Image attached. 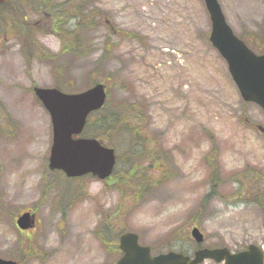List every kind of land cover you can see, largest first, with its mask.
Segmentation results:
<instances>
[{
  "label": "rangeland",
  "instance_id": "1",
  "mask_svg": "<svg viewBox=\"0 0 264 264\" xmlns=\"http://www.w3.org/2000/svg\"><path fill=\"white\" fill-rule=\"evenodd\" d=\"M219 2L235 33L264 52V0ZM210 31L204 0L0 6L1 257L115 264L124 231L154 254L264 248V110L242 98ZM98 82L107 103L83 135L114 146L118 162L103 179L68 177L49 168L52 121L34 87ZM27 210L35 222L20 230Z\"/></svg>",
  "mask_w": 264,
  "mask_h": 264
},
{
  "label": "water",
  "instance_id": "2",
  "mask_svg": "<svg viewBox=\"0 0 264 264\" xmlns=\"http://www.w3.org/2000/svg\"><path fill=\"white\" fill-rule=\"evenodd\" d=\"M5 0H0V3ZM212 21L210 40L227 59L229 69L246 100L256 101L264 108V54L252 51L233 32L218 0H205ZM36 94L49 110L53 123V144L50 167L61 168L69 176L88 172L100 178L109 176L116 162L113 148L103 145L96 138L79 137L88 114L103 106L106 99L105 85L98 83L80 93H65L58 88L35 87ZM21 228H28L31 213L25 212L17 220ZM193 237L202 242L204 235L194 226ZM138 234L125 232L120 236V247L125 254L117 264H198L206 258L225 264H263L264 252L256 244L232 253L229 248H200L191 258L181 252L169 251L152 256L149 246L140 245ZM0 264H18L14 260L0 258Z\"/></svg>",
  "mask_w": 264,
  "mask_h": 264
},
{
  "label": "trees",
  "instance_id": "3",
  "mask_svg": "<svg viewBox=\"0 0 264 264\" xmlns=\"http://www.w3.org/2000/svg\"><path fill=\"white\" fill-rule=\"evenodd\" d=\"M93 119H91L90 121H92Z\"/></svg>",
  "mask_w": 264,
  "mask_h": 264
}]
</instances>
